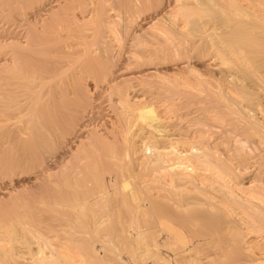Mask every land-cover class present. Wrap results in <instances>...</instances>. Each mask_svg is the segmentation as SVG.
Here are the masks:
<instances>
[{
    "label": "rangeland",
    "instance_id": "1",
    "mask_svg": "<svg viewBox=\"0 0 264 264\" xmlns=\"http://www.w3.org/2000/svg\"><path fill=\"white\" fill-rule=\"evenodd\" d=\"M4 1H6V3H2V4H4V5H2V7H5V8L7 7L6 10L11 9L12 11H15V12L19 11L20 9L26 11L29 8L28 6H30L31 8H29L27 10V12H28V15L31 14V16H32L31 21L35 20V19L38 20V18H41V16H46L44 14L47 11L50 12V10L53 8V6H52L53 3H54V5L59 3V2H61L62 4L67 3L65 5L70 4V0H66L67 2H64V0H57V1L56 0H40V1L36 0L33 2H32V0H28V1L27 0H8V1L4 0ZM17 2H19V3H17ZM16 3L19 5H17ZM7 4H9V6H6ZM46 4H47V6H46ZM15 5H17V7ZM34 5L37 9L35 7H33ZM38 6H40V8L41 7L42 8L40 9ZM43 6H44V8H43ZM49 6L51 9L49 8ZM47 7H48V10H46ZM88 7H91V6H88ZM34 8H35V10H33ZM37 10L40 12L38 13ZM34 12L37 14L33 16L32 14H35ZM38 14L41 16L38 17ZM47 14H48V12H47ZM109 14H111V15H109ZM97 15H99V13ZM108 15L110 17H108ZM106 16L107 17L104 16L102 18L106 19L105 22H107V21L110 22L112 20V18L114 17V13L111 11ZM111 16H113V17L111 18ZM109 19H111V20H109ZM1 20H2V22H1ZM93 23H95V21ZM263 23H262V25L264 27ZM4 24H5V21L0 18V26L2 28L0 30H3V28L6 27V24H5V26H4ZM81 24H83V22H81ZM53 26H51L52 30L49 29L50 27L47 28V30H49V31H45L46 28H44L43 31L46 32L45 34H43V31H40L39 33L37 32L39 35L42 34L41 36L36 35V33H34L32 35L33 38L41 37V39H39V38L35 39L36 42L42 43V44L37 43V45L39 47L41 46L43 48L42 45L47 46V44H44V43L51 44V43H54L58 39L66 40L69 38L70 42L66 40L67 42H66L65 49L67 48V46L70 43L71 47L68 46V48H70V52H73V50L75 51L77 49H79L81 51V50H83L81 47L84 48L86 45H88L87 43L89 41L96 42V40L99 41L102 39V38H100L101 35H98L99 33L95 32V30H91V31L89 30L87 32L89 37L83 39V40H86L85 42L83 40H81V38H80V40L82 42V44H81L79 42V40H77L78 36H75L79 32L81 26H78V25H77L78 27L67 26L66 28L62 27L63 29L60 26H56V25H53ZM27 29H28V27H27ZM137 29L136 28L134 29V31H136L134 33L139 32L138 36H140L141 37L140 39L143 41L141 43L145 44L147 40H146L145 36H143L144 32H141L140 30H137ZM262 29L264 30V28H261V30ZM53 31H55V32H53ZM48 33L49 34L52 33L51 36H53L54 33H56V35H54L53 37H49V35H46ZM256 33L259 36L258 35L250 36V38H248V40L246 39L243 42L247 43V42H250V40H252V41H253V39L257 40V38L264 36V34L260 35V33H258V32H256ZM90 34H92V35H90ZM44 35L48 36V37H44ZM57 35H59L60 37H56ZM109 35H111V34H109L107 32V33H105L104 36L107 38L106 39L107 41H111L112 44H114L112 46V48H113L112 53H114L113 54L114 57L116 56L114 59V62L118 63L119 58H120L118 55L120 53V52H118L119 46H118L117 42H115V40L113 38H111ZM94 36H96V37H94ZM71 37H75V39H73V38L71 39ZM109 37L111 40L108 39ZM176 37H178V36H176ZM255 37H257V38H255ZM89 38L90 39L93 38L95 40L93 41V39L90 40ZM181 38H183V37H181ZM49 39H51V40H49ZM78 39H79V37H78ZM173 39H176V38H172V41H173L172 43H175V41L178 38L175 41ZM259 39L264 40L261 38H259ZM37 40H40V41H37ZM180 40L181 39L176 41L175 44H177ZM73 41L76 42V44ZM201 41L199 42L200 45L204 43L203 42L204 40L202 41L203 43ZM73 43H74V46L72 45ZM84 43L86 45H83ZM149 43L150 42L146 43L144 46L142 45V47L140 46L141 44H139V47H141V48L147 47L149 49L150 53L155 54L154 52H151V50L158 47L159 45L160 46L162 45V44L158 45L157 43L156 44H154V43L149 44ZM169 43H171V41ZM126 44L129 47H127V45H125L124 49L126 50V52L123 51L122 57L123 56L125 57L126 55H127L126 57H131V56H128L129 53H130V55H132L131 54L132 48L130 47L131 46L130 41H127ZM171 45H173V44H171ZM189 46H191V45L189 44L188 48H189ZM77 47H79V48H77ZM162 47L164 48V45H162ZM162 47L157 49V50H159V52L157 51L158 54L155 55L156 58L154 57L151 59L153 61H155L152 64L156 63L154 65L159 66V68H161L160 70L161 71L163 70V71L157 73V75H154L152 77H145V78L133 80L131 82V84H134V85L129 84V86L127 88L128 97L125 96V98H122L123 95L121 96V94H119L116 90L112 91V90L106 88V87H108V84L104 79H100L99 81L94 82L95 81L94 78H92L90 76L87 77V80L89 81V85H90L89 89H90V92L92 94V95L90 94V99H91V102L93 103L92 106H96V107H92L91 105H87V107L89 106L87 110L94 108L93 110L91 109L93 111V113H91V115H93V116H91V121L89 124L91 125L90 127L95 131L97 130L99 134L106 133L103 136L104 137L107 136L108 139H107V137L104 139H107L109 141L111 140L110 136H108V134H110L109 133L110 129L115 128L116 127L115 125H117V123H115V121H116L115 110L124 109L125 107H123V105H125L126 107L128 106V108L132 107V108L128 109V112H130V113L128 114L129 120L127 121V123L129 125L128 124L127 125H128V127H131L134 130V132H133V130H132V132L135 135L134 136L135 140L137 141V143L139 144V146L142 149V150H140V152H138L139 155L138 154L137 155L134 154L133 156L131 155L132 157H135L134 159L131 157L130 159H127L123 163L116 158L110 159V157L108 156V155H110V152L105 151L106 150L105 148H107V150H108V146L107 147L103 146L105 144V141H106L104 139L102 141L101 140L97 141V142L94 141L95 144L97 143V146L95 144L92 145L93 144V143H91L92 141L91 142L87 141L85 143L86 146L81 147L82 144L80 145V149H78L79 145H78V142H76V144H73L75 146L72 149L73 151L72 150L69 151L64 147V143H65L66 138H69L72 136L71 132H68V137H66L65 139L60 138V137L56 138V136H54V137L52 136L53 139H50L48 136H45V138H46L45 139L44 136L42 135V134H44L43 133L44 129H42L43 128L42 123H40V122L36 123L35 121L31 122V124H30V127L33 128L34 131L33 130L27 131V133L33 132L34 135H33V133H31V135L33 137L29 136V133H28V135L23 134V139L17 140V138H10L8 141L9 143L7 142L5 144V146L9 145L8 147H6L7 149H4L5 147L0 146V150H1L0 151V163H1L0 164V264H7L8 262H9L8 264H10V261H8V260H11L12 262H15L16 259L18 260L20 257L17 254L21 253L20 249H22V248L23 249L21 251L25 250V253L28 254L29 249L36 250L35 247L36 248L42 247L41 250L45 249L42 251H44L45 255L48 256L50 254V250H49L50 248H48L47 246L51 244L50 242L55 243L54 241H52V239L54 240L57 237L53 238L52 236L53 235L58 236L57 234H59L61 237L58 236L59 238L56 239V240H59V244L57 242L58 247L57 246L56 247L59 248V250H61L63 252V254L65 252H67L66 254L70 255V253H68V252L73 251L74 253L71 252V255L73 254L72 255L73 257L78 258L79 257L78 254H81V253H83L81 251H84L83 248H84V246H86L85 243H88L87 244L88 246L96 247L98 249L97 251H99L98 254H100V256L101 255L103 256L105 254V251H107V249L105 250L104 247H100L101 245L102 246L103 245L109 246L108 244H110L113 246L115 244V242H118V241H111L112 236L110 235V232L113 229L111 230L110 228H112L114 226L113 217H114V219H116L115 217H117L119 215L118 213H120L122 211V213H120L121 215L123 214L122 216H124V215L127 216V219H129V220L136 218L137 220H134V219L132 220L133 222L135 221V225L136 226H138L140 224L144 225V227H143L144 229L142 228V230H147L145 228H148L146 226L150 225L149 218H146V216L145 217L139 216L142 213H139V212H141V210L140 211L138 210V212L136 211L137 206H139V204H141V203H144L147 206H149L152 198H154V199L157 198V200L160 202V204L162 206H165L168 204V209L170 210L171 216H173V217L176 216L177 218H179L180 216L185 214V212H184L185 208H182L179 210L174 209L175 205L174 204L172 205L171 199L175 198V196L178 195V193H176V192H179V193L185 192L183 195H185L186 197L189 196L190 200L192 202L196 203L195 205L193 203H191V205H194L195 207L189 205L192 208H188L189 207L188 206L187 210H189L190 213L192 212L191 213L192 215L194 214L193 216L195 219H197L199 221L198 224L200 227H201L202 223L203 222L205 223V221H206L205 225H203V227L200 228V230L197 229V228H199V226L195 228V229H197V231L199 230L198 232L203 233L204 231H207V230L210 231L211 229H214V230L216 229V234L214 236V240L216 242L214 240H212L209 245H212V247H214V245L218 246V245H222L223 243H225L224 245H228L230 247L229 248L228 246H226V248H229V250H231V248L233 249L234 246H236V248L234 249L235 250L234 252L236 253L237 256L233 255V254H235V253H233V251H229V250L226 251V252L229 251V253L232 252L231 254L228 253V255H227V257H229L228 259H230V260H232L233 257H236V258L247 257V259L249 261L251 259V256H253L252 259L248 263H251L252 261H254V263L264 262V261H262V259L264 260V247H262V246H264V244H263L264 243V237H263L264 236V216H263L264 215V203H262V200L264 202V144L262 143L264 141L261 138L262 136H260V133H259L260 131H258V130H264V129L253 130V128H255L256 126H258V127H256V129L257 128H264L263 127V125H264V114H263V112H264V106H263L264 105V103H263L264 102V89L262 88V86H260V83H258V82H260V81H258L259 76H257V75L254 76L255 77L254 78L255 83L252 84L253 85V87H252V86H250V84H249L250 82L248 81L249 75L245 74V72L247 71L246 67H243L242 70H237L234 64H229V66L227 64L226 66L229 67L228 68L229 70L230 69L234 70V68H235V71L241 72L240 75H238L239 74L238 73L234 76V78H236V79L234 80V86H233V83H231L229 81V79L220 75L218 73V71L214 70L213 68L209 69V68L203 66V64L205 62H207L205 60L208 59V61H209V58H208V56L202 55L199 52L200 50H198L197 48H195L196 49L195 51H192L194 49H192L191 52L188 51V54H187L188 56L185 53L184 54L179 53V51L182 50L183 47H182V49L176 48L173 54H172L173 51H171V53H169V52L166 53V54H171L173 56H170V55L164 56L163 52H165V48L163 49ZM198 47H199V45H198ZM66 50H68V49H66ZM128 50H131V51H128ZM155 50L156 49H154L152 51H155ZM192 52H193V54H192ZM123 54H125V55H123ZM177 54L183 55L185 58L184 57H182V58L185 60L181 59V56L179 57V56H177ZM160 58L161 59L163 58V59L161 60ZM186 59L187 60L190 59L189 61L191 62V65L193 66V68H192V66H190V68H188V69L187 68L186 69L174 68L175 65L178 64L176 62L180 63L182 61H186ZM115 60H117V61H115ZM156 60H157V62H156ZM258 62L260 64L264 62V54H263V57L261 55L255 59V63L259 64ZM73 65H75V64H73ZM73 65H72V69H74V67H75ZM167 68H169V69H167ZM72 69L69 70L70 73L68 71V75L64 76L67 80H69L68 82H70V80L74 81V78L76 76L75 74H77L76 72H74L75 70H72ZM126 73H130V72L127 71V72H123L122 74H126ZM71 74H72L73 78H71V76H70ZM37 77L38 76H36V78H34V80H37ZM221 77H222V79H221ZM91 79H93V80H91ZM256 82L259 84V86H257ZM71 83L72 82L67 83L68 85H65L63 87H65V88H68V86L71 87ZM237 84H239V87L243 88V89L244 88H248V89L255 88L252 91H253V93H255V95L256 94L258 96L260 95L259 97L256 96L258 101L254 102V101H256V99H255L256 97H254L252 100H247V99H244L243 97H239L237 95L238 94L237 92H232L233 89L235 87H237ZM94 86H96V87H94ZM259 88H261V90ZM37 89L39 90L40 87H35L34 91L35 90L36 91L32 92V93H37V91H38ZM24 91H25L24 95H22L23 94V91H22L20 93V96H19L20 98L18 97L19 99H21L20 102L24 103V104L21 103L22 106H26L31 101L30 99H31V94H32L31 92H28L30 90H24ZM26 95H28V96H26ZM27 97H30V98H28V100H29L28 102H27ZM22 98H24L25 100ZM225 98H227V99H225ZM236 98L237 99L239 98L237 101L238 105L235 102H233L234 101L233 99H236ZM95 101L97 103H95ZM113 102L115 103V105H112ZM248 103H250V104H248ZM101 104H103V105H101ZM149 104H152L154 106L155 110L157 111L158 117L160 119V122H159L160 125H157L158 126L157 129H155L154 131L150 130V128L147 125L143 124L144 125L143 126L139 122L137 123L138 126L133 125L135 123V120H136L135 119V117H136L135 110L138 107H142L144 105H149ZM260 106H261V108H260ZM101 107H103V108H101ZM112 107H114V108H112ZM236 110H238V111H236ZM243 110H247V113L249 112L251 115L252 114L253 115L251 116L250 114H246L243 112ZM103 112H105V114ZM94 114H95V116H94ZM101 115H102V117H101ZM246 115H250V116H246ZM133 116H135V117H133ZM257 119H259L260 121H258ZM79 120H80L79 117L75 118V123L73 124L74 127L76 126L75 125L76 122H78ZM252 120L255 122L258 121V123L248 124L250 126H247L246 124L251 123ZM247 121H249V122H247ZM100 122H102V123H100ZM113 122H114V125H113ZM73 125H72V128L74 129ZM250 127L252 129H250ZM72 128H70L69 131H71ZM105 128H107V129H105ZM36 129H38V130H36ZM248 130H249V132H248ZM136 132H138V133H136ZM246 132H248V134H245ZM179 133H180V135H177ZM251 133H253V134H251ZM261 133L264 136L263 131H261ZM182 136H184L185 138H182ZM178 137H180V138H178ZM25 138H29V139L31 138V139L25 140ZM155 138L157 139V141L159 140V142L156 143L157 145L159 144V147L164 148V149L168 148L167 149L168 153H169V154L167 153L168 155L163 154V156L161 155L160 158H156L153 151L152 152L150 150L145 151V146L143 144H145L146 142L151 143V141H153V139H155ZM176 138L178 139L179 142L177 141ZM205 139H206V141H205ZM263 139H264V137H263ZM22 140H25V141H22ZM202 140L205 142H202ZM88 142H89L90 146L87 145ZM106 142H108V141H106ZM31 146L32 147L36 146V147L33 150V149H31L32 148ZM98 146H99L100 150H97V149H99ZM102 146H103V148H102ZM163 146H165V147H163ZM2 148L4 150H2ZM76 149H78V151ZM174 149H176V150L179 149L178 151H180L182 153L181 157H179V155L178 156L175 155L176 153H175ZM202 149L205 150L206 152L202 151ZM31 150H33V152ZM79 151H81V153ZM201 151L205 152L204 154H209L208 156L205 157L206 158L205 162H204V159L201 158V156L203 154ZM30 152H32V153H30ZM69 153L70 154L72 153V154L70 155ZM75 153H77L78 155ZM170 153H172L173 155H170ZM5 154H7V156ZM32 154H33V156H32ZM76 155H77V157H76ZM199 155H201V156H199ZM170 156H172V157H170ZM176 157H178V158H176ZM199 157L201 159H199ZM208 157H210L208 159L209 161H207ZM26 159H28V160H26ZM144 159L150 160V161L152 160V162L149 163V161L148 162L145 161V162H147L145 165ZM154 159L156 160L157 164L158 163L161 164L160 169L164 168V170L159 169V171H158V170H155V168L154 169L152 168V166L153 167L155 166L154 163H156V162H153ZM157 159H158V161H157ZM202 159H203V161H202ZM20 160H22V161H20ZM23 160H26V161H24L25 163L23 162ZM109 160L111 162H109ZM129 160H131V161H129ZM179 161H180V163H178ZM15 162L17 163L16 168H11L10 165H7L9 163H15ZM18 163H21V164H18ZM174 163H176V165H174ZM167 165H168V167L171 166L174 168H172V169L167 168ZM180 165H181V167H178ZM243 165L246 168H243L244 167ZM8 166H9V168H7ZM44 166H45V168H44ZM42 167L45 170L46 169L48 170V172H45L46 174L43 173L44 175L41 174L42 173L41 172ZM244 169H246V170H244ZM171 171H173L172 176L170 175ZM174 172H176V174H179L180 178L184 177V179H183L184 182L186 180L189 181V179H190L189 184L187 185L186 182H188V181H186L185 182L186 186H185V184H183V182H182L181 186H183V187H181L178 182H176L175 180L173 181L174 178L177 179V177L173 176ZM115 173L117 174L116 176H115ZM120 175H122V176H120ZM105 176L106 177L110 176V177L106 178ZM130 176H131L130 180H132V179L136 180V181L135 180L132 181V182H134L133 185H134L135 189H137L139 187V189L137 191L134 190L135 193H137V194H135V195H137L136 199H134L133 197H131V195H129L132 199L135 200V204L133 203L134 202L133 200L131 201V198H125V197H128L129 191L128 192L125 191L120 186V184H122V180L129 179ZM120 177H122V178H120ZM63 179H65V180H63ZM114 179H116V181H114ZM108 180L111 182V184ZM160 180H162V181H160ZM101 181H103V182H101ZM156 181H158V182H156ZM63 182H65V184L67 182V184L64 186ZM72 182H73V184H72ZM112 182H113V184H112ZM155 182H156V184H155ZM100 183H101V185H103V183L107 184V185H109V184L111 185V186L106 187L105 192H104V194H105L104 197H103V193L100 195V193H101L100 192L101 188H99V187H101ZM60 184H62V185H60ZM137 184H139V185H137ZM154 185L156 186V188ZM176 185H177V187H176ZM136 186H137V188H136ZM66 187L67 188L69 187V188L67 189ZM120 187L122 188V191H120L121 190ZM98 188H99V190H98ZM107 188H109V189H107ZM114 188L118 189L119 191L114 190ZM169 188H172L173 190L169 189ZM103 189H104V186L102 187V192L104 191ZM167 189H169V190H167ZM59 190H61V191H59ZM64 190H65V192L68 191L67 193H74L73 195H76V196L75 197L71 196L72 197L71 198L70 194L69 195L65 194V196L59 195L60 193L62 194V192ZM85 190H86V192L87 191H90V192L84 193ZM96 190H98L97 193H96ZM69 191H71V192H69ZM65 192H63V194ZM107 192L109 193V195ZM55 193L57 194L56 196L58 198L54 197ZM202 193H204L206 195H204ZM42 194H43V196H42ZM45 195H49V196H45ZM84 195L87 197H85ZM95 195H97V197ZM140 195H143L142 198H140L141 197ZM157 195H160V196L158 197ZM172 195H174V196H172ZM82 196H83V198H82ZM65 197H67V198H65ZM89 197L92 199H90ZM110 197H112V198H110ZM169 197H171V198L169 199ZM201 197L203 198V200L207 199V201L201 200ZM96 198H98V199H96ZM107 198H109L111 200H109ZM59 200H63L64 204L62 202H60ZM68 200H70V201H68ZM83 200H85V201H83ZM167 200H169L170 202ZM199 200H200L201 204H203V205H201L200 202H198ZM227 200L230 203H227ZM229 200H231V201H229ZM257 200H261V208H257L260 205L258 203L259 201H257ZM210 201H212V202L210 203ZM92 202H93L94 206L91 205ZM60 203H61V205L59 206ZM83 203L85 204V206H82V205H84ZM117 203H119V204H117ZM209 203L211 204V206H209ZM227 204H231L232 206L235 205L236 207L235 206L232 207V208H235V210H233L230 207L231 205L228 206ZM57 205H58V207H57ZM62 205H63V208H62ZM73 205L75 207H79L78 208L79 210L77 208L72 207ZM103 205L105 207H103ZM225 205L227 207H224ZM128 206L131 207L132 210ZM217 206H221V207H223V209L225 208L226 210L225 209L223 210L221 207L218 208ZM249 206H250V208H248ZM71 207H72V209L74 208L75 210L74 209L71 210ZM86 207H88V208H86ZM117 208L120 210H118ZM124 208H126L127 210ZM229 208L232 209L233 211L229 210ZM85 209H86V211H85ZM107 209H108V211H106ZM128 209H129V211H128ZM245 209L246 210L250 209V210L246 211ZM76 210H78L77 213L75 212ZM104 210L106 211V213ZM193 210H195L194 213H193ZM251 210L253 212H251ZM13 211H14V213H12ZM62 211L64 213H62ZM68 211H70V213ZM79 211H80V213H79ZM87 211H89L88 214H87ZM115 211H117V213ZM71 212H74V213H71ZM107 212H110V213H107ZM127 212H130L131 214L132 213H135V214H133V216H131V214H129V213L127 215ZM227 212L229 213V215L231 217L227 214ZM260 212L263 213V215L259 214ZM65 213H66V215H65ZM96 213H98V215ZM251 213H253V215L256 217L258 216L257 219H252L253 215H250L251 216V218H250L249 214H251ZM55 214H56L57 218H54ZM69 214H74L75 218L73 217L74 215L69 216ZM106 214H115V215L118 214V215L117 216L110 215V217H109ZM137 214H138V217L136 216ZM146 214H147V211H146ZM102 215H103V218H101ZM226 215H228L229 217ZM40 216H42V217H40ZM50 216H51V218H49ZM243 217H244V219H242ZM256 217H253V218H256ZM78 218H79V220H78ZM99 218L101 220H99ZM106 218L110 219V220H107ZM40 219H41V222L39 223ZM57 219H58V221H64L63 223L64 224L66 223L67 226H65L62 222H57ZM73 219H75V220H73ZM104 219H106V220H104ZM37 220H39V221H37ZM98 220H99V222H98ZM142 220H146V222L142 221ZM248 220H250V221H248ZM79 221H81L80 225L78 224V226H77V223H79ZM136 221H141V222H136ZM227 221H229V222H227ZM261 221H263V222H261ZM36 222L39 223L40 225H38ZM52 222H56V223H52ZM86 222L88 225L86 224ZM96 222H98V226H96L97 225ZM142 222H143V224H142ZM208 222H209V224H207ZM67 223H69V224H67ZM95 223H96V225H94ZM101 223L104 225H102ZM228 223H230V224H228ZM54 224L56 226V227L54 226L55 228H58L57 225H59V227L61 225V227L57 229V230L60 229L59 231H57L55 228L52 227ZM223 224H225V225L223 226ZM36 225L41 226V227H38L39 228L38 229V228H36L37 227ZM229 225H231L232 228ZM206 226H209V227H206ZM219 226H221L220 228H222L223 231H222V229L218 228ZM140 227H142V226H140ZM225 227H227L228 229L225 230L226 229ZM233 227H235V228H233ZM35 228L38 230H36ZM69 228H70V230H69ZM100 228H102V229H100ZM203 228H204V231H203ZM207 228H209V229H207ZM53 229H55V231H57V232H55ZM76 229H77V231H76ZM79 229L81 232L79 231ZM231 229H232V231H231ZM51 230H53V231H51ZM31 232H32V234H31ZM60 232H62V233L60 234ZM75 232H76V234H75ZM73 233H74V235H73ZM81 233H83L84 235ZM153 233H154V231H151V229H149L146 233H144V234H146V239L151 237ZM66 234H69V235L66 236ZM49 235L50 236L52 235L51 236L52 239ZM63 235L66 237L64 238ZM87 235H89V236H87ZM218 236H219V239H218ZM41 237H43V238L49 237V240H51V241H49V244H48V241L46 242V239L44 238L45 239L44 241L46 242V246H45V243L43 244V240L38 239V238L41 239ZM15 238H16V240H15ZM60 238H61V240H60ZM70 239H74L75 242H77L76 240H79V241L77 243H75L74 240H70ZM102 239H104V242L102 241ZM63 240H65V241H63ZM68 240H69V242H68L69 244L66 243ZM106 240H109L108 241L109 243L107 242V244H106ZM113 240H117V239H113ZM224 240L225 241L227 240L228 242L233 241L237 245L230 246L231 243L229 242V244H226L227 241L225 242ZM38 241H42V242L35 243ZM90 241H92V242H90ZM28 242H29V244L31 242V244L34 246L33 247L31 246L32 248H29ZM61 242L64 244H60ZM70 243L73 245V248H72V245ZM76 244H78V245H76ZM91 244H93V245H91ZM62 245H65V248ZM116 245H118V244H115L113 247H115ZM258 245H260V246H258ZM23 246H25V247H23ZM81 246L83 248H81ZM118 246L116 247V249L114 248V250L117 251L118 253L121 251L122 254L119 253V254H121V255H119L118 253H116L114 251L115 254H117V256L129 258L133 255L132 254L133 252H128L127 250L130 251L131 249H134V247L131 249L124 247V249H122L123 248L122 245H120L121 247H119V248H118ZM60 247H63L64 249H62V248L60 249ZM67 247H69L68 249L70 251H68L66 249ZM79 247H80V249H78ZM208 247L211 248L210 246H208ZM107 248H109V247H107ZM140 248L141 247L139 245V248H137V254L138 253L140 254L139 261H138L139 264H157L158 256H152L151 257V255H148V254L152 253L151 250L149 252L144 251L145 253L148 252L147 254H145V253H143V249H140ZM242 249H243V251H242ZM32 250H30V252H31V253H29L30 255L32 254V252L36 253L38 251V249H37V251H32ZM64 250H67V251H64ZM17 251H18V253L16 254L15 252H17ZM100 251H102V252H100ZM140 251H141V253H140ZM47 252H49V253H47ZM25 253H24V255H27ZM130 253L132 255H130ZM250 253H251V255L248 258L247 254H250ZM243 254H245V255H243ZM84 255H86L85 252H84V254H82L80 256L85 257ZM152 255H154V254H152ZM230 255H233V257L232 256L230 257ZM12 256H14V257H12ZM27 256H29V255H27ZM9 257H10V259H9ZM153 257H154V259H153ZM227 257H224L223 259H225ZM12 258H15V259H12ZM79 259H81V258L79 257ZM82 259H84L86 261L91 260V259H88L87 257L82 258ZM228 259H226V260H228ZM258 259H261V261H259ZM226 260H224V261H226ZM230 260H228L227 262H229ZM92 262H93V260H91V262H89V263L91 264ZM96 262H98V261H96ZM161 262L163 263V261H161ZM99 263L102 264L101 261L98 262V264ZM104 263H106V262H104ZM94 264H97V263H95V261H94Z\"/></svg>",
    "mask_w": 264,
    "mask_h": 264
},
{
    "label": "bare ground",
    "instance_id": "2",
    "mask_svg": "<svg viewBox=\"0 0 264 264\" xmlns=\"http://www.w3.org/2000/svg\"><path fill=\"white\" fill-rule=\"evenodd\" d=\"M33 1H36V0H32V2ZM38 1H40V0H38ZM64 2H67V1L64 0ZM2 3H6V1L0 0V18L3 19L5 21V24H6V27H4L3 30H0V146L5 147L4 149H7L6 147L9 146V145L5 146V144L9 141L10 138H17V140L23 139V134L28 135L29 132L27 133V131H30V130L34 131V129L30 127L31 122H33V121H35L36 123L37 122L42 123V127H43L42 129H44L43 130L44 134H42V135L44 136V138H45V136H48L50 139H53L52 136L53 137L56 136V138L60 137V138L65 139L66 137H68V132H71L72 136L69 138H66L65 143H64V147L69 151L75 147L73 144H76V142H78V145H79L78 149H80V145L82 144L81 147L86 146L85 143L87 141H89V142L92 141L91 142V143H93L92 145H94L95 142H97V141H100V140L102 141L104 138L107 137L106 135H105L106 137L103 136L106 133L99 134L98 131L96 130L97 131L96 132L95 130H93L90 127L91 125L89 124L91 121V116H93V115H91V113H93L92 110L94 108L90 107L92 110L91 109L87 110L89 107V106L87 107V105L92 106V104H93L91 102V99H90L91 92L89 89L90 85H89V81L87 80V77L90 76V77L94 78V80H95L94 82L99 81L100 79H104L108 84V87H106V88H108L112 91L116 90L119 94H121V96L122 95L124 96V97L122 96V98H125V96L128 97L127 88L129 86V84L134 85V84H131V82L133 80L141 79V78H145V77H152L154 75H157V73L163 71V70L162 71L160 70L161 68H159V66L154 65L156 63L152 64L155 61H153L151 59V58H154L156 54H158L159 50H157V49L161 48L162 45H164V48H165V52H163L164 56H168V55L173 56L171 54H166V53H168V52L171 53V51H173L172 52V54H173L176 48L182 49V47H183V49L180 50L179 53L180 54L185 53L186 55L188 54V51L191 52L192 49H194L192 51H195L196 50L195 48H197L198 50H200L199 52L202 55L208 56V58H209V61H208V59L205 60L207 62H205L203 64V66L207 67L209 69L213 68L214 70L218 71V73L220 75L229 79V81L231 83H233V86H234V80L236 79V78H234V76L238 73H239L238 75H240L241 72L235 71V68H234V70H231V69L229 70L228 69L229 64H234L237 70H242L243 67H246L247 71L246 72L244 70L243 71L245 72V74L249 75L248 81L250 82L249 83L250 86L253 87L252 84L255 83V80H254L255 77L254 76L257 75V76H259L258 81H260V82H258V81L257 82L260 83V86H262V88L264 89V62L261 64L259 62H258L259 64L255 63V59L261 55L263 57V54H264V40L259 39V38L264 39L263 38L264 36L257 38L259 35L256 33V32H258V33H260V35L264 34L263 33L264 30L263 29L261 30V28H264L262 25V23L264 22V0H70L69 5H65L67 3L62 4L61 2H59V3L56 2L57 4H55V5L53 3L52 9L50 8L51 5L49 6V8L51 9L50 12L47 11L48 14H47V12L45 14L43 13L46 16H41L38 14V17L41 16V18H38V20L35 19L32 21H31V18H32L31 14L28 15V12H27V10L29 8H31L30 6H28L29 8L26 11L20 9L19 11L15 12V11H12L11 9L6 10L7 7L6 8L2 7V5H4ZM17 3H19V2H17ZM17 5H19V4H17ZM17 5H15V6L17 7ZM35 5L33 7H35ZM6 6H9V4H7ZM46 6H47V4H46ZM88 6H91V7H88ZM38 7L40 8V6H38ZM35 8L33 10H35ZM43 8H44V6H43ZM46 10H48V7L46 8ZM111 11L114 13V17L111 16V18L113 17L114 19L113 18H112V20L109 19L111 21L110 22L107 21L108 22L107 23V22H105L106 19H104L102 17H104V16L107 17L106 15ZM37 12L39 13L40 11L37 10ZM98 13H99V15H97ZM36 14L37 13L32 14V15L34 16ZM109 15H111V14H109ZM109 15H108V17H110ZM94 21H95V23H93ZM1 22H2V20H1ZM81 22H83V24H81ZM5 24H4V26H5ZM53 25L60 26L61 28L62 27L66 28L67 26H72V27L73 26H75V27L81 26L79 32L77 33V35H75V36L79 37V39L77 37V40H79V42L81 44H82L81 40L89 37V35L87 34V32L89 30L90 31L95 30V32L99 33L98 35H101L100 38H102V39L101 40L98 39L99 41L96 40V42L89 41L87 43L88 45H86L84 43L83 45H86V46L84 48L81 47L83 49L81 51L79 49H77L75 51L73 50V52H70V48H68V46L71 47L70 43L66 48L68 50L65 49L66 42L69 41V38L66 39L67 41L57 38L58 40H56L54 43H51V44L44 43V44H47V46L42 45L43 48L41 46L39 47L37 45V43H40V44H42V43L36 42L35 39L36 38L41 39V37L33 38L32 35L34 33H36V35L41 36L42 34H40V35L38 34L40 31H43L44 28H46L45 31H49V30H47V28H49V27H50L49 29L52 30L51 26H53ZM27 27H28V29H27ZM135 28L136 29L138 28L137 30L144 32V34L146 33L145 35L143 34V36H145V38L147 40L146 43L150 42L149 44H151V43H154V44L157 43L158 45L162 44L161 46L157 45L158 47L154 48V49H156L155 51H152L154 49L151 50V52H154L155 54L150 53V51L147 47L141 48L142 45L144 46L146 43L145 44L141 43L143 41L140 39L141 37L138 36L139 32L134 33V32H136V31H134ZM0 29H2L1 26H0ZM53 32H55V31H53ZM107 32L109 34H111L109 36L111 38H113L119 46L118 52H120V53L118 55L120 58H119L118 63L114 62V59L116 56L114 57L113 56L114 53H112V51H113L112 46L114 44H112L111 41H107L106 40L107 38L104 36L105 33H107ZM45 33L46 32L43 31V34H45ZM51 34L48 33L46 35H49V37H53L54 35H56V33H54L53 36H51ZM92 34H90V35H92ZM59 35H57L56 37H60ZM253 35L254 36L258 35L257 37H255V38H257V40L253 39V41H252L249 39L250 42H247V43L243 42L246 39L248 40V38H250V36H253ZM176 36H178V37H176ZM44 37H48V36L44 35ZM94 37H96V36H94ZM110 37L108 38L109 40H111ZM181 37H183V38H181ZM72 38L75 39V37H71V39ZM80 38H81V40H80ZM172 38H176V39L178 38L177 40L173 39L174 41L175 40L178 41L179 39H181V40L177 44H175L176 41H175V43H172L173 42ZM92 39H90V40H92ZM49 40H51V39H49ZM94 40L95 39H93V41ZM201 40L202 41L204 40L203 41L204 43ZM37 41H40V40H37ZM83 41L85 42L86 40H83ZM127 41H130V45H131L130 47L132 48V51L131 50H128V51H131L132 55H130V53H129L128 56H131V57H126L127 55L125 57L124 56L122 57L123 51L126 52L124 47H125V45H127L126 44ZM170 41H171V43H169ZM200 41L203 44L200 45L199 44ZM74 43L76 44V42H74ZM74 43L72 44L73 46H74ZM139 44H141L140 45L141 47H139ZM171 44H173V45H171ZM189 44L191 46H189V48H188ZM198 45H199V47H198ZM127 47H129V46L127 45ZM77 48H79V47H77ZM192 54H193V52H192ZM123 55H125V54H123ZM177 56H179V57L181 56V59H183L182 57H184L183 55H179V54H177ZM183 60H185V59H183ZM189 60L186 59V61H182L180 63L176 62L178 64H176L174 68H177V69H186V68L188 69V68H190V66H192V65H191V62ZM115 61H117V60H115ZM156 62H157V60H156ZM73 64H75V65H73ZM227 64H228V66H226ZM72 65L75 66L74 69H72ZM192 68H193V66H192ZM71 69L75 70L74 72H76L77 74H75L76 76L74 78V81L70 80V82H72L71 87L68 86V88H65L63 86L68 85L67 83H70V82H68L69 80H67L64 76L68 75V71ZM167 69H169V68H167ZM127 71H129L130 73L122 74L123 72H127ZM69 73H70V71H69ZM36 76H38L37 80H34V78H36ZM70 76H71V78H73L72 74ZM221 79H222V77H221ZM91 80H93V79H91ZM258 83H257V86H259ZM35 87H40V89L39 90L37 89L38 90L37 93H32V92L36 91V90L34 91ZM94 87H96V86H94ZM254 89L255 88H253V89L244 88L243 89V88L239 87V84H237V87H235L232 92H237L238 93L237 95L239 97H243L244 99H247V100H252L254 97L258 96L257 94L255 95V93H253L252 90H254ZM259 89L261 90V88H259ZM24 90H30L28 92L32 93L31 99H30L31 101L26 106H22V104H24V103L20 102L21 99H19L20 93L22 91H23L22 95H24V92H25ZM26 96H28V95H26ZM28 98H30V97H27V102L29 101ZM22 99H24V98H22ZM225 99H227V98H225ZM236 99H233L234 100L233 102H235L237 104V101L239 98L237 100ZM255 99H256V101H254V102H257L258 101L257 97ZM95 103H97V102L95 101ZM113 103H112V105H115V103L114 104ZM248 104H250V103H248ZM101 105H103V104H101ZM92 107H96V106H92ZM123 107H125V108L122 110H115V112H116L115 123H117V125H115L116 127L114 126L115 128L112 127L113 129H110V132H109L110 134H108V136H110L111 140L110 141L107 140L108 139V137H107V139H104V140H106L108 142L105 141V144L103 145L105 147L108 146V150H107V148H105L106 149L105 151L110 152V155H108L110 157V159L116 158V159L120 160L122 163L124 161H126L127 159H130L134 154L139 155L138 152H140V150H142L141 147L139 146V144L137 143V141L135 140V137H134L135 135L133 134L134 130L131 127H128L129 124L127 123V121L129 120L128 114L130 113V112H128V109H130L132 107L128 108V106L126 107L125 105H123ZM101 108H103V107H101ZM112 108H114V107H112ZM260 108H261V106H260ZM247 110H243V112L246 114H250L249 112L247 113ZM236 111H238V110H236ZM103 113L105 114V112H103ZM263 114H264V112H263ZM135 115H136V117L135 116H133V117H135L136 120H135V123L133 125H137V123L139 122L142 125L143 124L147 125L150 128V130H153V131L155 129H157V127H158L157 125H160L159 124L160 119L158 117L157 111L155 110V108L152 104L144 105L142 107H138L135 110ZM250 115H246V116H250ZM94 116H95V114H94ZM76 117H79L80 120L78 122H76V124H75L76 126L74 127L73 124L75 123ZM101 117H102V115H101ZM257 120L260 121L259 119H257ZM258 121L255 122L252 120L251 123H247L246 125L250 126L248 124H253V123L255 124V123H258ZM247 122H249V121H247ZM100 123H102V122H100ZM72 125H73L74 129L72 128ZM113 125H114V122H113ZM256 127H258V126H256ZM256 127L253 128V130L264 129V128H257L256 129ZM263 127H264V125H263ZM70 128H72L73 130L71 129V131H69ZM105 129H107V128H105ZM250 129H252V128L250 127ZM36 130H38V129H36ZM132 130H133V132H132ZM258 131H260L259 132L260 136H262L261 138L264 141V139H263L264 136L261 133V131H263V133H264V130H258ZM248 132H249V130H248ZM248 132H246L245 134H248ZM31 133H33V132H30L29 136H32ZM136 133H138V132H136ZM251 134H253V133H251ZM33 135H34V133H33ZM177 135H180V133ZM178 138H180V137H178ZM182 138H185V137L182 136ZM26 139H29V138H25V140ZM25 140H22V141H25ZM177 141H178V139H177ZM205 141H206V139H205ZM205 141L202 140V142H205ZM89 142L87 145H89ZM157 142H159V140L157 141L156 138L153 139V141H151V143L150 142H146V143L144 142L145 144H143V145L145 146V151L146 150L147 151L150 150L151 152L153 151L156 158H160V156L161 155L163 156V154L168 155L169 154L168 150H167L168 148L167 149L165 148L166 149L165 150L164 148L159 147V144L158 145L156 144ZM262 143L264 144V142H262ZM95 145L97 146V143ZM103 146H102V148H103ZM35 147L36 146H33L31 149L34 150ZM163 147H165V146H163ZM98 148H99V146H98ZM4 149L2 148V150H4ZM78 149H76V150L78 151ZM33 150H31V151L33 152ZM97 150H100V148ZM174 150L176 153V154L175 153L174 154L177 156L179 155V157H181L182 153L180 151H178L179 149L178 150L174 149ZM202 151H205V150L202 149ZM32 152H30V153H32ZM79 152L81 153V151H79ZM205 152H202V153L204 154ZM172 153H170V155H173ZM33 154H32V156H33ZM75 154H77V153H75ZM203 154H202V156L201 155H199V156H201V158H203L204 162H205V159H206L205 157L208 156L209 154H204V155ZM5 155L7 156V154H5ZM77 155H76V157H77ZM170 157H172V156H170ZM132 158L134 159L135 157H132ZM176 158H178V157H176ZM201 158L199 157V159H201ZM209 158L210 157L207 158V161H209L208 160ZM28 159H26V160H28ZM203 159H202V161H203ZM26 160H23V162ZM20 161H22V160H20ZM129 161H131V160H129ZM145 161H147V162L149 161V163L152 162V160L150 161V160L144 159V162ZM157 161H158V159H157ZM109 162H111V161L109 160ZM147 162H145V165ZM153 162H156V160L154 159ZM178 163H180V161ZM18 164H21V163H18ZM154 164H155V166L154 167L152 166V168L153 169L155 168V170L159 171L161 164L160 163L157 164V162ZM7 165H10L11 168H16L17 163L16 162L15 163H9ZM174 165H176V163H174ZM178 167H181V165ZM7 168H9V166ZM44 168H45V166H44ZM44 168L43 167L41 168V170H42L41 174L48 172V170L46 169L47 170L46 171ZM167 168L172 169L174 167H171V166L168 167V165H167ZM243 168H246V167L244 166ZM161 169L164 170V168H161ZM244 170H246V169H244ZM172 172L173 171L170 172L171 174L169 173L171 176H172ZM116 175L117 174L115 173V176ZM120 176H122V175H120ZM173 176L177 177V179L174 178L173 181L175 180L176 182H178L180 186H181L182 182H183V184H185V182L188 181L185 179L186 181L184 182V180H183L184 177L180 178L179 174H176V172L173 173ZM108 177H110V176H108ZM108 177H106V178H108ZM120 178H122V177H120ZM130 179H131V176L129 179L122 180V184H120V186L125 191H127V192L129 191L128 197H125V198L133 197L134 199H136L137 195H135V194H137V193H135L134 190L137 191L139 189V187L137 188V186H136L137 189H135V187L133 185L134 182H132L135 179L134 180L133 179L130 180ZM63 180H65V179H63ZM114 181H116V179H114ZM160 181H162V180H160ZM101 182H103V181H101ZM156 182H158V181H156ZM156 182H155V184H156ZM189 182H190V179L188 182H186V184L188 185ZM63 184L65 186L67 184V182H66V184H65V182H63ZM72 184H73V182H72ZM110 184H111V182H110ZM110 184L107 185V184L103 183V185H101V183H100V185H101V187H99V188H101L100 195L103 193V197L105 196V194H104L105 189L107 186H111ZM112 184H113V182H112ZM186 184H185V186H186ZM60 185H62V184H60ZM137 185H139V184H137ZM103 186H104V189H103L104 191L102 192ZM176 187H177V185H176ZM181 187H183V186H181ZM99 188H98V190H99ZM116 188H114V190H118ZM122 188L120 191H122ZM155 188H156V186H155ZM107 189H109V188H107ZM169 189H172V188H169ZM169 189H167V190H169ZM98 190H96V193ZM59 191H61V190H59ZM63 192H65V190ZM63 192H62V194L60 193L59 195L65 196V194H67V195L70 194V197L76 196V195H73L74 193H67L68 191H66L64 194H63ZM69 192H71V191H69ZM85 192H86V190L84 191V193ZM89 192L90 191H87L86 193H89ZM56 193L54 195L55 198L57 197ZM176 193H178V195H176L175 198L171 199L172 205L173 204L175 205L174 209L179 210V209L185 208L184 209L185 214H183L179 218H177L176 216H175L176 218L171 216L170 210L168 209V204L167 205L164 204L165 206H162L160 204V202L157 200V198L156 199L152 198L149 206H147L144 203H141V204H139V206H137L136 211L138 212V210L139 211L141 210V212H139V213H142L139 216H141V217L146 216V218H149V223H150L149 226L150 227L146 226V227H148V228H145L147 230H142L144 225L140 224V225L136 226L135 221L134 222L132 221L134 218L132 220H129V219H127V216H125V215H124L125 217L122 216L123 214L122 215L120 214V213H122V211L120 213H118L119 215L117 214L118 216L115 214H106L109 217H110V215L117 216V217H115L116 219H114V217L112 216L113 220H114V222H113L114 226L112 228H110L111 230L113 229L112 231L110 230L111 231L110 235L112 236L111 241H118V242H115V244H118L119 246L116 245L115 247H113L115 244L113 246L110 244H108L109 246H107V245H103V246L101 245L100 246L99 245L100 247H104L105 250L107 249V251H105V254L103 256L101 255L102 257L100 256V254H98L99 253V251H97L98 249L96 247L88 246L87 245L88 243H85L86 246H84V248L82 247L83 245L81 246V248H83V250H84V251H81L83 253H81V254L77 253L81 259H79V257L78 258L73 257L72 256L73 254L71 255V252H73V251H70L68 249L69 247H67L66 249L68 251H70V252H68V253H70V255L69 254L67 255L66 254L67 252H65L63 254V252L61 250H59V248H57L58 247L57 242L59 244V240H56V239L59 238L58 236H60V235L56 233L58 236H56V235L52 236L51 235L53 238L57 237L54 240L49 235L51 237L52 241L55 242V243L50 242L51 243L50 245H48L49 241H51V240H49V237L48 238L44 237L46 239V242L48 241L47 247L50 248L49 249L50 254L48 256H46L44 251H42L45 249L41 250L42 247L41 248L35 247L36 250L29 249V253H31L30 250L37 251V249H38V251L36 253L32 252L31 255L29 253L28 254L25 253V250L21 251L23 249L22 248V249H20V252H21L20 254L18 253V251L15 252L16 254L18 253L17 255L20 257L18 260L16 259L15 262H12L11 260H8V261H10V264H90L89 262H91V260H93V262L91 264H94V261L97 264L100 261L102 264L104 262H106L104 264H139L138 261H139L140 254L139 253L137 254V248H139V245H140V247H141L140 249H143V253H145L144 251L149 252L151 250L152 253L148 254V255H151V257L152 256H158L157 264H195V263L196 264H264V262L254 263V261H252L251 263H248L252 259L253 256H251V259L249 261H248L247 257H242V258L241 257H239V258L233 257V255H236V253L234 252L235 251L234 249L236 248V246H234L233 249L231 248V250H229L230 247L228 245H224L225 243H223L222 245H218V246L214 245V247H212V245H209L211 243V241L214 240V236L216 234V229L215 230L211 229L210 231H208L207 229H209V228H207L206 229L207 231H204V228H203V231H204V232L202 231L203 233L198 232L200 230V228H202L203 225H205L206 221H205V223L203 222L201 227H200L198 224L199 221L197 219H195L193 216L194 214L192 215L191 214L192 212L190 213L189 210H187V207L189 205H191V203H193L194 205L196 203L192 202L188 195H187L188 197L183 195L185 192H180V193L176 192ZM202 194H204V193H202ZM108 195H109V193H108ZM129 195H131V197ZM204 195H206V194H204ZM42 196H43V194H42ZM45 196H49V195H45ZM95 196L97 197V195H95ZM140 196H141L140 198H142L143 195H140ZM157 196L159 197L160 195H157ZM172 196H174V195H172ZM67 197H65V198H67ZM85 197H87V196H85ZM82 198H83V196H82ZM98 198H96V199H98ZM110 198H112V197H110ZM170 198L171 197H169V199ZM90 199H92V198H90ZM107 199H109V198H107ZM134 199L131 198V201L133 200L134 201L133 203L135 204ZM63 200H59V201L63 203L64 202ZM109 200H111V199H109ZM201 200H203L202 197H201ZM68 201H70V200H68ZM83 201H85V200H83ZM167 201H169V200H167ZM203 201H207V199H205ZM229 201H231V200H229ZM257 201H259L258 203L260 205L258 204L259 207H257V206L256 207L261 208V200H257ZM198 202H200V200ZM211 202L212 201H210V203ZM210 203H209V206H211ZM227 203H230V202H228V200H227ZM262 203H264L263 200H262ZM117 204H119V203H117ZM200 204H201V202H200ZM60 205H61V203L59 204V206ZM91 205H93V202ZM194 205H191V206H194ZM201 205H203V204H201ZM227 205L229 206L231 204H227ZM82 206H85V204ZM233 206H235V205H233ZM233 206L231 205L230 207L232 208ZM57 207H58V205H57ZM72 207L77 208V209L79 208V207H75L74 205ZM72 207H71V210L74 209V208L72 209ZM103 207H105V206L103 205ZM217 207L220 208L221 206H217ZM224 207H227V206L225 205ZM62 208H63V205H62ZM86 208H88V207H86ZM129 208H131V207H129ZM188 208H192V207L189 206ZM221 208L223 209V207H221ZM248 208H250V206ZM124 209H126V208H124ZM232 209L235 210V208H232ZM232 209L229 208V210L233 211ZM78 210H76L75 212L77 213ZM118 210H120V209H118ZM131 210H132V208H131ZM85 211H86V209H85ZM106 211H108V209ZM106 211H105V213H106ZM128 211H129V209H128ZM146 211H147V214H146ZM194 211L195 210H193V213H194ZM68 212L70 213V211H68ZM88 212L89 211H87V214H88ZM115 212L117 213V211H115ZM228 212H227V214L229 215ZM251 212H253V211L251 210ZM12 213H14V211ZM62 213H64V212L62 211ZM71 213H74V212H71ZM79 213H80V211H79ZM107 213H110V212H107ZM128 213L131 214L130 212H127V215H128ZM96 214L98 215V213H96ZM133 214H135V213H132L131 216H133ZM259 214L263 215V213H261V212ZM65 215H66V213H65ZM73 215L74 214H69V216H73ZM228 215H226V216H228ZM250 215H253V213L249 214V216ZM136 216L138 217V214ZM40 217H42V216H40ZM73 217L75 218V215ZM253 217H256V216L253 215L252 219H257L258 216L256 218H253ZM49 218H51V216ZM54 218H57L56 214H55ZM101 218H103V215ZM250 218H251V216H250ZM58 219H57V222H62V223L64 222V221H58ZM106 219H104V220H106ZM242 219H244V217ZM73 220H75V219H73ZM78 220H79V218H78ZM99 220H101V219L99 218ZM99 220H98V222H99ZM107 220H110V219H107ZM134 220H137V219L135 218ZM37 221H39V220H37ZM142 221L146 222V220H142ZM248 221H250V220H248ZM40 222H41V219H40L39 223ZM80 222L81 221H79V223H77V226H78V224L80 225ZM98 222H96L97 225H96V223L94 225L98 226ZM136 222H141V221H136ZM227 222H229V221H227ZM261 222H263V221H261ZM39 223H37V224L40 225ZM52 223H56V222H52ZM67 224H69V223H67ZM86 224H87V222H86ZM142 224H143V222H142ZM207 224H209V222ZM225 224H223V226ZM228 224H230V223H228ZM38 225H36L37 226L36 228L41 227ZM64 225L67 226L66 223ZM102 225H104V224H102ZM54 226H55V224L52 227L55 228L56 226L55 227ZM140 226H142V227H140ZM198 226H199V228H197V229H199V230L197 231V229H195V228ZM229 226L231 227V225H229ZM57 227L60 228L61 225H60V227H59V225H57ZM206 227H209V226H206ZM220 227L221 226H219L218 228H220ZM58 228H55V229L57 230ZM70 228H69V230H70ZM102 228H100V229H102ZM225 228H224L225 230L228 229L227 227H225ZM233 228H235V227H233ZM38 229H36V230H38ZM55 229H53V230L55 231ZM77 229H76V231H77ZM149 229H151V231H154V233L152 234L151 237L146 239V234H144V233H146ZM220 229H222V228H220ZM53 230H51V231H53ZM59 230H57V231H59ZM57 231H55V232H57ZM79 231H80V229H79ZM222 231H223V229H222ZM231 231H232V229H231ZM61 233L62 232H60V234ZM31 234H32V232H31ZM75 234H76V232H75ZM81 234H83V233H81ZM67 235H69V234H66V236ZM73 235H74V233H73ZM66 236H64V238ZM87 236H89V235H87ZM44 238L41 237V239L40 238H38V239L43 240V244L45 243V246H46V242L44 241L45 240ZM74 239H70V240H74ZM113 239H117V240H113ZM218 239H219V236H218ZM15 240H16V238H15ZM60 240H61V238H60ZM63 241H65V240H63ZM76 241L78 242L79 240H76ZM102 241L104 242V239H102ZM108 241L109 240H106V244ZM39 242H42V241H38L35 243H39ZM68 242H69V240L66 243H68ZM74 242H75V240H74ZM77 242H75V243H77ZM90 242H92V241H90ZM227 242H226V244H229L230 241L228 243ZM232 242L233 241L230 242L232 244V245L230 244V246L237 245V244H235V242H233V243ZM28 244H29V242H28ZM60 244H64V243L61 242ZM76 245H78V244H76ZM91 245H93V244H91ZM120 245H122V247H123L122 249H124V247L129 248V249L134 247V249H131L130 251L127 250L128 252H133L132 253L133 255L130 253V255H132V256L129 258H126V257L124 258V257L120 256L123 259L122 260L119 256H117V254H115V252L116 253H118V252L114 250V248L116 249L117 246H118V248L121 247ZM28 246H29V248H32L34 245H32L30 242V244ZM62 246L65 248V245H62ZM208 246H210L211 248H209ZM226 246H228L229 248H226ZM258 246H260V245H258ZM23 247H25V246H23ZM63 247H60V249L61 248L64 249ZM85 247L86 248L88 247L89 249L88 248L86 249ZM107 247H109V248H107ZM262 247H264V246H262ZM72 248H73V245H72ZM78 249H80V247ZM67 250H64V251H67ZM227 250L233 251V253H235L233 255H230V257L231 256L233 257L232 260L228 259L229 257H227V255L229 253V251L226 252ZM242 251H243V249H242ZM84 252L86 253V255H84L85 257L80 256V255L84 254ZM100 252H102V251H100ZM148 252H146L145 254H147ZM24 253L29 255V256L24 255ZM47 253H49V252H47ZM119 253L122 254L121 251ZM140 253H141V251H140ZM231 253H229V254H231ZM121 254H119V255H121ZM152 254H154V255H152ZM243 255H245V254H243ZM247 255L249 258L251 253L247 254ZM12 257H14V256H12ZM86 257L88 259H91V260L86 261V260L82 259V258H86ZM224 257H227V258L223 259ZM9 259H10V257H9ZM12 259H15V258H12ZM153 259H154V257H153ZM226 259H228L230 261L227 262L228 260H226ZM224 260H226V261H224ZM258 260L261 261V259H258ZM96 261H98V262H96ZM161 261H163V263ZM262 261H264V260L262 259Z\"/></svg>",
    "mask_w": 264,
    "mask_h": 264
}]
</instances>
